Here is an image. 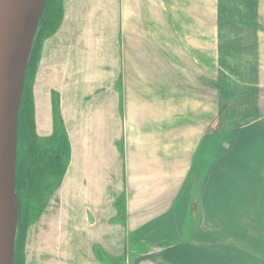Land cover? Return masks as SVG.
Segmentation results:
<instances>
[{
	"label": "crops",
	"instance_id": "crops-1",
	"mask_svg": "<svg viewBox=\"0 0 264 264\" xmlns=\"http://www.w3.org/2000/svg\"><path fill=\"white\" fill-rule=\"evenodd\" d=\"M172 1L63 0L61 26L42 44L32 95L35 133L40 138L53 133L52 96L58 97L71 159L61 186L44 210V224L37 230L40 237L34 242L28 239L24 264H97L88 258V238L108 252H117L114 248L123 245L120 236L125 230L109 224L115 217L113 203L123 194L131 246L128 264L259 262V235L244 216L259 214L261 203L256 202V208L251 202L248 213L244 200L264 199V144L254 146L251 140L249 146H234L237 151L251 152L252 161L249 155L242 156L245 164L238 165L251 173L241 177V172L227 170L229 180L234 178L227 192L203 191L211 183L210 162L199 194L189 193L188 174L212 123L211 89L207 88L208 97L204 86L203 97L196 98L198 93L181 90L179 81L157 78V69L165 72L166 67L161 62L151 72L148 43L154 54L160 52L156 47L166 48L162 56L169 64L171 51L162 41H177L210 78L212 39L216 38L217 57L236 56L238 69H251L250 75L233 72L237 83L246 87L243 92L251 90L260 97L261 108L254 117L263 118L259 116L264 114V1L243 0L248 4L246 15L259 19L254 22L257 26L251 22L246 26L249 21L243 18L222 19L216 21L217 37H212L213 9L214 16L222 11L212 7L213 0H186L187 9L179 8L176 16ZM214 1L220 8H239L236 0ZM98 4L109 32L98 31L99 18H94ZM258 8L257 16L252 9ZM180 16H186L182 33L181 26L176 31L174 27L176 21L180 24ZM165 24L170 36L163 31ZM91 33L105 38L98 53L94 51L97 45L89 44L96 37ZM58 44L64 46L58 48ZM149 72L155 77L152 80ZM200 119L203 130L196 126ZM255 121L253 126L260 119ZM102 126L103 134L96 133ZM231 167L235 166H220L223 171ZM189 213L196 226L183 239ZM235 234L236 241H232Z\"/></svg>",
	"mask_w": 264,
	"mask_h": 264
},
{
	"label": "rangeland",
	"instance_id": "rangeland-1",
	"mask_svg": "<svg viewBox=\"0 0 264 264\" xmlns=\"http://www.w3.org/2000/svg\"><path fill=\"white\" fill-rule=\"evenodd\" d=\"M172 2L174 4L173 16H176L177 12H178V15L180 14L179 8L181 9L180 11L187 9L186 8V6H187L186 0H180V2L178 0H173ZM232 2H235V0H232ZM212 4H213L212 7H217L218 10L222 11L221 15L218 14L217 16H214V12H216V10L213 9L212 37H215V36L217 37V31H216L217 28L216 27L219 25V23H216V21H219L222 19H229V18L232 20H236V19H240L242 16L240 14V9H238L237 7H233V10H231L230 8H228L226 6L220 8L219 6H217V3L214 0H213ZM94 9H95L94 18H99V21L97 23V27L99 28V30L97 28H96V30H98L100 32L104 31L103 33L109 32L110 31L109 23H108L106 16L104 15V11H103L101 5L98 4L97 7L96 6L94 7ZM249 10H251V9H249ZM108 11L112 15H114V12L112 9H108ZM175 11H177V12H175ZM237 12H239V13H237ZM185 19H186V16L181 17L180 18V24L178 23V21H176V23L174 24L175 31L181 26V33L183 32ZM112 20H114L113 16H112ZM247 21H249V18H247ZM245 25L250 27V22L246 23ZM255 26H257V25L255 24ZM163 31L167 32L168 36L171 35L166 24H165V28L163 29ZM91 34L95 35L96 37H94L95 39L90 41L89 44L95 43L97 45V47L94 49V51H95V53H98L100 51V44L105 42V38H104V36H102L100 34H96V33H91ZM67 38H69V34L67 35L66 40H67ZM157 42L160 43V41H157ZM162 42H163L164 46L169 47L168 49L171 51V53H170V55H168V57L170 56L172 58V60L175 61V67H178V68L181 67L183 69V71L180 74L179 71L174 70L171 67V65L168 64V62L164 58V56H162V53H163V55H164V53H166V51H167L166 48L160 49V48L156 47L157 49H159L160 52L155 53L154 55L156 56L157 60L160 63L163 62V64L166 67L165 72H164V68L157 69V75H158L157 78L163 79V77H164V79H169L168 81L171 83H174V81L175 82L179 81L181 83L180 84L181 90L186 91L188 89L190 91L197 92L198 94H196L197 95V96H195L196 98H198V96L203 97L204 86H206V93H204V94L209 97V92L207 91V88H210L211 89V101H212L211 103H213L212 121L216 118L217 115H219L221 113V111L224 109L225 106H227V104L229 102H233V103L235 102L234 108L232 109V111H231L232 113L230 114V116H232V117L235 115L246 116L243 120H240L237 123V125H235L232 128V130L226 136L222 137L220 141H219V137H217L218 138V144H217L218 148H217V151L214 153V155L211 159V163H212V169L210 171V173H211V181L210 182L211 183H210V186L206 185L205 188L203 189V191H205L206 193H208V192L212 193V192L218 191V190L221 192H227L229 190V186H230L229 182H231V180L234 179V178H232L229 180L230 175H227V170H230V172L232 174H236V172H241V175L238 174L241 177H246V176L250 175V173H251V169H249L248 167L240 169L238 166V165H242L243 157H245V156L248 157V155H249V157H248L249 163L252 161V158L250 155L251 152H246V151L243 152V148H242V150L238 149V151H237V148H235L234 146L237 144H240V143L241 144L244 143L246 146H249L251 144V140L253 141L252 143L254 146L256 144H260V145L264 144V114L259 116V117H263V118L254 117L255 115H257L259 113L260 108H261L260 97L254 95L252 93L250 95H246V97L240 98V96L245 93V92H243V90H246V87H244L242 82L237 83L235 72H233V71L237 70L239 67L235 63L236 56L222 54L221 58L217 57L220 55L216 54L217 50L215 49L216 47H214L216 45V38L212 39V75H213V77H210V78L207 77V75L203 72L201 67L193 59L189 58V56L186 55V52L178 45L177 41L175 42L173 40V42H172L170 40H167V42H165V41H162ZM62 46H64V45L58 44V48H61ZM154 55L148 56L149 61L151 63V72H154V70L152 68L156 64L154 61V59H155ZM180 55H183L184 57H186L188 59L187 63H184L183 65H181L180 62H178V57ZM102 57H104V56H102ZM94 60L96 61V55H94ZM172 60H169V61L171 63H173ZM188 72H191L194 74V77H195L194 82H191L187 79L189 77H187V75H185V74ZM153 78H155L154 75L149 72V79L152 80ZM248 92L251 93L252 91L249 90ZM190 96H192V94ZM232 100H234V101H232ZM252 100H254L256 103V106L254 108H251ZM262 100L264 101V99H262ZM87 112L88 111H84L83 114L87 115ZM81 113L82 112H80L79 114H81ZM171 117H173V114L171 115ZM257 119H260L259 124L256 126H253L254 123L256 122L255 120H257ZM96 121H97V119H96ZM202 124H203L202 119H200L199 121L196 122V126H199L203 130L204 126H202ZM99 128H100V130H98L96 133H99V131H100L103 134V132L105 130L104 126L99 127ZM236 128H237V130H235ZM95 129L96 128H94V130ZM252 131H254V133ZM233 132H234V134H232ZM226 146H227V148L225 149ZM241 147H242V145H241ZM239 157H240V159H239ZM226 163L233 165L235 167H231L232 169H230V168L224 169V171H223L220 168V166L226 165ZM244 164H245V162H244ZM260 191H262V189H260ZM213 201H215V200L212 199V203H213ZM249 202L250 203H247V201L244 200V203L246 206L245 212H248V213H249V211L251 212V210H250V208L252 207L251 202L253 203L254 207H256V204H255L256 202L261 203V207H259V209H261V210L260 211L257 210L259 212V214H256V211H255V214L253 216H244L245 222H247L249 224V226L253 227L255 233H257L259 235V243L261 246V244H264V240H263L264 233L263 232L260 233L259 229H261V230L264 229V211L262 210V209H264L262 207V205L264 204V199H261L260 201L255 199V200L249 201ZM218 207L220 208L221 205L218 204ZM213 217L219 219V216H213ZM42 218H43V215L38 219L40 222L37 220L35 223H32L26 230V234H25V237L23 240L24 256H25V252L27 249L28 239L30 242H34L36 238L40 237V233H37V230L41 229V226L44 224V221L42 220ZM34 230H36V232H33ZM29 236H30V238H29ZM235 236H236V234L233 235L232 241H236ZM229 243H231V240L229 241ZM224 244H225V241H222L221 245H224ZM245 256H248V255H245ZM242 257H244V256L242 255ZM248 257L250 258V256H248ZM244 259L248 260L247 257H244ZM262 261L263 260L260 259V263Z\"/></svg>",
	"mask_w": 264,
	"mask_h": 264
},
{
	"label": "water",
	"instance_id": "water-1",
	"mask_svg": "<svg viewBox=\"0 0 264 264\" xmlns=\"http://www.w3.org/2000/svg\"><path fill=\"white\" fill-rule=\"evenodd\" d=\"M45 3L46 0H0V264H14L18 224L15 194L18 111L33 40ZM252 93L255 94L245 92L240 98ZM234 105L235 102H229L202 136L188 174L189 193L201 191L209 163L218 148L217 137L220 141L246 117L230 116Z\"/></svg>",
	"mask_w": 264,
	"mask_h": 264
},
{
	"label": "trees",
	"instance_id": "trees-1",
	"mask_svg": "<svg viewBox=\"0 0 264 264\" xmlns=\"http://www.w3.org/2000/svg\"><path fill=\"white\" fill-rule=\"evenodd\" d=\"M62 20L63 0H46L33 40L19 105L15 164L18 224L14 264H24L26 230L44 212L50 195L63 181L71 159L58 97L52 96L53 133L50 137L40 138L35 133L32 95L42 44L59 30Z\"/></svg>",
	"mask_w": 264,
	"mask_h": 264
},
{
	"label": "flooded vegetation",
	"instance_id": "flooded-vegetation-1",
	"mask_svg": "<svg viewBox=\"0 0 264 264\" xmlns=\"http://www.w3.org/2000/svg\"><path fill=\"white\" fill-rule=\"evenodd\" d=\"M254 1H260V0H254ZM261 1H264V0H261ZM236 2L238 4V6H239L238 9H240V12L243 11V13H240L241 16H242L241 18L246 19V20H247V18H249V22H251L252 24L254 22H256V23H259L260 22L259 19H257V17L251 18L252 16L248 17L250 14L249 15H246V12L248 10L245 7V5L246 6L248 5L246 2H244L243 0H236ZM230 9L233 10V8H230ZM259 9H261V8L252 9L253 12H254V15H257L258 16L259 13H258L257 10H259ZM148 48L149 49H152L151 54L154 55V53H153V47H151V45L149 43H148ZM187 61H188V59L186 57H184L183 55H180L178 57V62H180L181 65H183L184 63H187ZM155 63L157 64L158 67H160V62L157 60L156 57H155ZM169 64L171 65V67L174 70L179 71L180 74L182 73L183 69L181 67L180 68L175 67V62H173V63L169 62ZM237 70H239L241 72L243 71V73L246 74V75H250V73H251V69H247V70L246 69H237ZM185 75H187V77H189V78H187L189 81H191V82H194L195 81V77H194V74L193 73L188 72ZM255 106H256V103H255L254 100H252L251 108H254ZM122 144H123L122 151H124L125 150V145H126L125 144V141H123ZM62 182H61V184H62ZM61 184L55 189L54 192H56L59 189V187L61 186ZM53 193L50 195V197L48 199V202L50 201V198L53 195ZM48 202H47V204H48ZM113 207L115 208V213H114L115 214V217L110 222L109 225H111V226H120L121 229H124L125 230V233H123V235L120 236L121 238L124 239V243L119 248H114V246H113V248L116 249L117 252L111 253V252H108L105 249H103V247L101 245H99L98 242L94 241L91 238H88V240H87V252L89 251V257L88 258L92 257L96 261L97 264H128L127 262H128V260H129V258L131 256L130 255V253H131L130 236H129V231H128L127 226H126V223H127V220H128L126 194H123L120 197L116 198L115 202L113 203ZM43 213L41 214V216L43 215ZM194 220H195V218H194ZM194 220L192 218V215L189 213L187 215V218L185 219V221H184L185 223L183 225L184 226V228L182 230V232H183L182 233V238L183 239L189 238V236L192 234L191 233L192 230L195 229L196 224L194 223ZM259 232L260 233L261 232L264 233V229H262V230L259 229ZM263 240H264V238H263ZM259 250H260V257L258 256V258L259 259H262L263 261L260 263V260H259V262L256 263V264H264V244H261V246H260V243H259ZM240 252L241 253L243 252L242 255L244 257H247L248 260L250 259L248 256H245V255H247V253L245 251H240ZM24 261H25V256H24Z\"/></svg>",
	"mask_w": 264,
	"mask_h": 264
}]
</instances>
